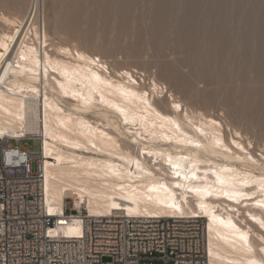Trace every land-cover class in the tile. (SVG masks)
I'll return each instance as SVG.
<instances>
[{
  "label": "bare ground",
  "instance_id": "bare-ground-1",
  "mask_svg": "<svg viewBox=\"0 0 264 264\" xmlns=\"http://www.w3.org/2000/svg\"><path fill=\"white\" fill-rule=\"evenodd\" d=\"M37 1L18 19L0 12V137L41 136L48 205L73 191L93 217L192 214L207 221L209 264H264V0L239 17L207 0L138 14L140 0H71L70 30L89 1L170 58L145 66L56 41Z\"/></svg>",
  "mask_w": 264,
  "mask_h": 264
},
{
  "label": "built area",
  "instance_id": "built-area-1",
  "mask_svg": "<svg viewBox=\"0 0 264 264\" xmlns=\"http://www.w3.org/2000/svg\"><path fill=\"white\" fill-rule=\"evenodd\" d=\"M0 137V264H209L205 219L182 216H90L46 200L42 152ZM37 161L36 169L33 162ZM79 220L74 233L62 228Z\"/></svg>",
  "mask_w": 264,
  "mask_h": 264
},
{
  "label": "rangeland",
  "instance_id": "rangeland-1",
  "mask_svg": "<svg viewBox=\"0 0 264 264\" xmlns=\"http://www.w3.org/2000/svg\"><path fill=\"white\" fill-rule=\"evenodd\" d=\"M207 1L210 3H214V4L216 3V5H219L218 7L227 8L226 10L228 11V13L235 17H239L240 14L242 16L243 14H246L249 12L252 13L256 5V0H233V1L231 0H207ZM70 2L71 0H38L37 1V5H38L37 17L39 21H41V24L43 23L46 26L49 34L56 41H60L62 43H69L75 40V43H77L79 46L84 47V48H89L95 51L96 53H99L101 56H104L105 59L106 58L107 60L109 59V61L111 62L114 60L113 63L115 64L117 63L124 64V65H135V64L138 65L139 64L141 66L143 64V66H145L148 63L150 64V63H155L156 61L159 62L161 60L170 59V58L161 59V57L159 56L157 57L156 55H158V53L149 43L138 42L137 35H136V29H135L137 20L135 18L130 19V23L133 28V31L135 29L134 32L130 33L131 35L126 34L125 32H119L118 30V20H119L118 18L119 17L113 12H111L110 14L106 16L103 14H95V15L92 14V12L96 9L97 6L94 5L93 3H90L89 1L87 2L85 1L83 3V5L85 4L83 6L84 10L79 17L78 26L76 27L74 31L70 30L69 25L66 23L67 21L65 19V9L68 7ZM34 4H36L35 0H20L17 3L14 2V3H7V4L0 3V12L4 13L5 15L11 18H15V19L17 17L21 18V15H23L24 12L26 13L28 11L27 8L29 6H33ZM139 4L141 5H138L137 7L138 9L136 10L137 14L143 13L145 12L143 10H146L151 7V5L149 6L148 0H140ZM30 8L31 7H29V10ZM146 21L150 22V20L148 21V19H146ZM104 22L106 24L105 28L103 27ZM90 23H93L97 27L94 31H92L89 34V40L87 42L86 36H85V30L87 29ZM5 25H8V24H4L3 26L1 25L3 29L8 28ZM28 26L29 25H27V28ZM136 44L139 45V51L141 52L134 53L128 50L129 46L136 45ZM150 51H152L153 53ZM155 70L156 68L154 69V71ZM164 93L166 97L169 98L170 94L166 92V89ZM242 124H243L242 127L244 128L250 126L249 123L247 124L243 122ZM262 128L261 127L258 128V129H261V137L262 135L264 136V132H263L264 129L262 131ZM29 136H32L31 140L21 139L18 141L12 140L11 142L13 143V145H18L21 148L27 149L28 151H33V152L38 153L41 149L40 141L37 139L35 134L29 135ZM263 141H264V137H263L262 142ZM36 166H37V161H34L33 162L34 169H36ZM79 203L80 202L76 194H74L73 191H70L67 193L65 204L68 208V212H70L72 208L77 207ZM83 206H84L83 209L87 212L86 204H83ZM206 223L207 221L205 219V223H204L205 229H206Z\"/></svg>",
  "mask_w": 264,
  "mask_h": 264
},
{
  "label": "snow or ice",
  "instance_id": "snow-or-ice-1",
  "mask_svg": "<svg viewBox=\"0 0 264 264\" xmlns=\"http://www.w3.org/2000/svg\"><path fill=\"white\" fill-rule=\"evenodd\" d=\"M177 175H179V173H177ZM177 187H179V185H177ZM197 191H199V189H197ZM112 207L113 208H119L120 205L119 204H113Z\"/></svg>",
  "mask_w": 264,
  "mask_h": 264
}]
</instances>
